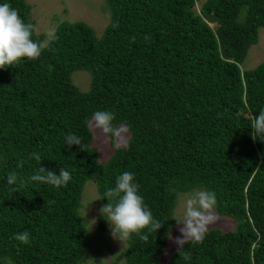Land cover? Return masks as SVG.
Returning <instances> with one entry per match:
<instances>
[{
	"label": "trees",
	"instance_id": "1",
	"mask_svg": "<svg viewBox=\"0 0 264 264\" xmlns=\"http://www.w3.org/2000/svg\"><path fill=\"white\" fill-rule=\"evenodd\" d=\"M105 1L110 22L100 37L86 22L63 21L37 60L0 69V264L83 263V188L94 182L105 205L104 192L125 171L163 226L141 230L147 241L126 239L124 264H264V142L250 135L264 109V61L241 67L264 28V0ZM3 3L32 24L25 0ZM32 38L43 39L34 26ZM75 70L90 73L89 90L72 82ZM98 110L112 111L113 125L129 133L104 161L85 125ZM69 133L85 150L66 146ZM39 166L64 168L71 180L59 188L19 183ZM11 171L16 185L6 182ZM197 186L215 193L216 213L236 227L210 228L202 243L163 262L177 193ZM25 230L30 243L20 244L14 234Z\"/></svg>",
	"mask_w": 264,
	"mask_h": 264
},
{
	"label": "clouds",
	"instance_id": "2",
	"mask_svg": "<svg viewBox=\"0 0 264 264\" xmlns=\"http://www.w3.org/2000/svg\"><path fill=\"white\" fill-rule=\"evenodd\" d=\"M118 27V23L114 25ZM33 25L25 23L18 10L9 3L0 4V69L19 64L21 60H37L47 44L43 41L33 40ZM57 39L54 31L47 33L48 42ZM145 39H148L146 36ZM115 115L112 111H96L90 118L85 120L86 127L93 132L97 138L111 140L113 142H124L126 128L113 125ZM250 133L255 141L259 139L264 142V109L253 117ZM80 136L69 133L65 136V144L69 148L73 145L80 146L85 150L86 144L82 143ZM29 159L40 162L38 153H31ZM18 167H23L22 162H18ZM71 180V174L64 168H60L59 174L54 170H48L39 166L36 172L26 180L21 179L19 183L25 185L29 182H38L54 187L66 186ZM6 182L9 185H16L18 175L15 171L7 174ZM139 184L135 182L134 174L123 172L115 180L114 187L108 188L103 198L108 203L100 209V214L104 216L109 225L114 238L121 241L130 239L132 234L140 236V239L147 241L148 235H141V230L148 229V232H157L163 224L153 218L151 211L147 208L141 195L138 194ZM216 198L215 193L207 190L193 192L183 203V215L177 219L180 237L175 243L180 249L189 242L202 243L205 234L212 224L217 221L215 214ZM20 244L30 243V233L25 230L14 234L13 237ZM185 259H188L185 256Z\"/></svg>",
	"mask_w": 264,
	"mask_h": 264
},
{
	"label": "rangeland",
	"instance_id": "3",
	"mask_svg": "<svg viewBox=\"0 0 264 264\" xmlns=\"http://www.w3.org/2000/svg\"><path fill=\"white\" fill-rule=\"evenodd\" d=\"M31 6L30 20L36 33L42 35V41L46 44L47 33L55 31L56 26L63 22L83 21L89 24L97 36H101L106 25L110 22V8L105 0H25ZM203 0H201L202 2ZM201 4L196 3L195 9L199 11ZM244 12L241 13V16ZM264 61V28L258 29V40L253 44L247 53L241 67L245 70L252 69ZM72 82L82 91L90 88V73L86 70H75L71 74ZM118 127L126 128L124 125ZM93 133V132H92ZM93 142L99 152V160L107 159L116 148L126 146L129 138L128 130L124 134V142H113L97 138L93 134ZM207 190L204 186H197L188 192H178L174 217L180 219L183 215V203L188 196L195 191ZM103 206L96 184L88 181L83 188V195L79 213L83 224L86 226L90 236V252L81 264H124L126 252V240L114 238L111 226L100 214ZM217 221L209 226L210 228H221L223 230H234L235 220L216 213ZM179 227L176 225L169 233L167 249L162 254V261L166 262L170 255L179 249L175 240L181 236ZM3 260H9L4 258ZM4 264H12L5 261Z\"/></svg>",
	"mask_w": 264,
	"mask_h": 264
}]
</instances>
